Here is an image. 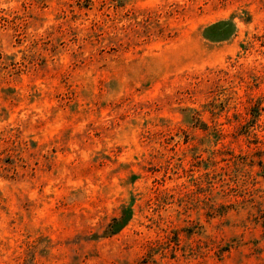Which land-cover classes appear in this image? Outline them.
I'll return each instance as SVG.
<instances>
[{
	"label": "rangeland",
	"instance_id": "rangeland-1",
	"mask_svg": "<svg viewBox=\"0 0 264 264\" xmlns=\"http://www.w3.org/2000/svg\"><path fill=\"white\" fill-rule=\"evenodd\" d=\"M0 264H264V0H0Z\"/></svg>",
	"mask_w": 264,
	"mask_h": 264
},
{
	"label": "trees",
	"instance_id": "trees-1",
	"mask_svg": "<svg viewBox=\"0 0 264 264\" xmlns=\"http://www.w3.org/2000/svg\"><path fill=\"white\" fill-rule=\"evenodd\" d=\"M124 222H125V220H124ZM122 223H123V219H122ZM119 225H121V219L118 217H115L113 222L110 225V229H113V228L115 229V226L117 227Z\"/></svg>",
	"mask_w": 264,
	"mask_h": 264
}]
</instances>
